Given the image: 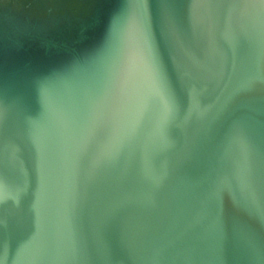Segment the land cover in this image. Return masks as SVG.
<instances>
[{
  "label": "water",
  "instance_id": "95a60500",
  "mask_svg": "<svg viewBox=\"0 0 264 264\" xmlns=\"http://www.w3.org/2000/svg\"><path fill=\"white\" fill-rule=\"evenodd\" d=\"M0 264H264V0H0Z\"/></svg>",
  "mask_w": 264,
  "mask_h": 264
}]
</instances>
